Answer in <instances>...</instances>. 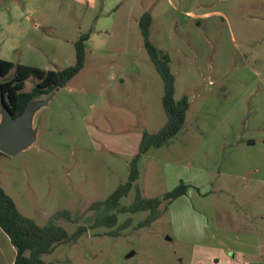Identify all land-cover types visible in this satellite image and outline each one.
Masks as SVG:
<instances>
[{
    "label": "rangeland",
    "instance_id": "rangeland-1",
    "mask_svg": "<svg viewBox=\"0 0 264 264\" xmlns=\"http://www.w3.org/2000/svg\"><path fill=\"white\" fill-rule=\"evenodd\" d=\"M41 2L45 24L23 43H0L3 59L61 70L90 33L84 67L34 117L39 147L0 155V188L23 215L44 225L69 210L73 221L56 222L69 234L86 228L45 264H264V0ZM145 11L150 41L170 57L174 98L187 96L189 108L180 131L140 157L120 203L137 189L155 197L188 187L148 225L139 211L92 228L91 204L128 179L143 132L167 119L138 26ZM36 82L30 76L23 91Z\"/></svg>",
    "mask_w": 264,
    "mask_h": 264
},
{
    "label": "trees",
    "instance_id": "trees-1",
    "mask_svg": "<svg viewBox=\"0 0 264 264\" xmlns=\"http://www.w3.org/2000/svg\"><path fill=\"white\" fill-rule=\"evenodd\" d=\"M151 22V13L145 11L138 20V26L142 34L144 48L163 81L162 106L167 119L157 132H143L138 151L129 163L128 179L124 183H120L106 199L91 204L90 209L96 210L95 218L91 224L92 228H112L117 224L118 214L139 211H148V216L139 223V226L148 225L161 215L160 206L164 202L167 208L174 199L185 194L188 187L184 182H180L172 190L165 192L162 196L155 197H143L137 189L135 199L131 204L125 206L120 203V200L129 194L138 179L140 157L151 148L161 147L174 137L184 126L186 111L189 108L187 96L184 95L178 100L174 98L175 79L169 67L170 57L157 49L150 41ZM89 35V33L80 34L74 42V63L61 70H46L25 64H15L11 60L0 58V94L3 95L13 117L21 114L33 97L48 94L53 89L64 87L84 67L85 42ZM12 69L14 70L13 76L7 77ZM30 76H35L37 82L30 91L25 92L23 91L25 81ZM0 155L3 153L0 152ZM61 217L73 221L69 210H61L46 224L38 225L32 218L23 215L14 200L0 188V228L8 235L11 244L16 249L13 264H45L44 255L51 254L59 244L70 239H77L86 230L85 226H79L72 234H69L63 226L56 222ZM117 234V230L109 232V235Z\"/></svg>",
    "mask_w": 264,
    "mask_h": 264
},
{
    "label": "crops",
    "instance_id": "crops-1",
    "mask_svg": "<svg viewBox=\"0 0 264 264\" xmlns=\"http://www.w3.org/2000/svg\"><path fill=\"white\" fill-rule=\"evenodd\" d=\"M43 5L41 0H1L0 43L15 40L19 44L28 40L33 30L37 31L45 24L40 18ZM89 40L90 35L85 42L86 45ZM0 58L5 57L0 55ZM256 251H258L257 247ZM15 255V247L11 244L8 235L0 228V264H13Z\"/></svg>",
    "mask_w": 264,
    "mask_h": 264
},
{
    "label": "water",
    "instance_id": "water-1",
    "mask_svg": "<svg viewBox=\"0 0 264 264\" xmlns=\"http://www.w3.org/2000/svg\"><path fill=\"white\" fill-rule=\"evenodd\" d=\"M56 90L48 94L33 97L25 106L23 112L13 117L3 95L0 94V152L15 156L32 147H39L38 127L34 125L36 113L47 106L53 99Z\"/></svg>",
    "mask_w": 264,
    "mask_h": 264
}]
</instances>
